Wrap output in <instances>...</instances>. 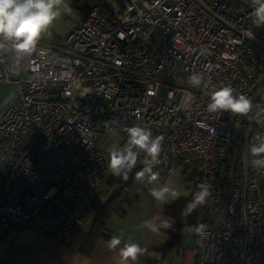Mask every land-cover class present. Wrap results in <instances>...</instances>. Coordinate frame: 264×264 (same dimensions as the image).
<instances>
[{
    "label": "built area",
    "instance_id": "built-area-1",
    "mask_svg": "<svg viewBox=\"0 0 264 264\" xmlns=\"http://www.w3.org/2000/svg\"><path fill=\"white\" fill-rule=\"evenodd\" d=\"M71 5L80 17L54 44L40 42L44 58L17 65L0 52V83L15 85L0 117V238L18 226L68 244L108 175L98 146L106 125L123 147V127L139 123L165 138L153 173L179 168L194 186H213L209 204L178 220L182 264H264V171L246 162L264 112L249 120L206 110L226 84L264 105V26L251 24L248 0ZM194 72L205 76L200 88L187 82Z\"/></svg>",
    "mask_w": 264,
    "mask_h": 264
},
{
    "label": "clouds",
    "instance_id": "clouds-1",
    "mask_svg": "<svg viewBox=\"0 0 264 264\" xmlns=\"http://www.w3.org/2000/svg\"><path fill=\"white\" fill-rule=\"evenodd\" d=\"M252 11L249 19L254 27L264 26V0H248ZM62 16L75 18L76 13L71 6V0H0V52H11L14 62L19 65L34 53L44 58L46 51L40 47L43 36L51 35L50 29ZM248 37H253L251 31H246ZM187 82L193 88H200L205 83L203 73L194 72ZM209 113L228 112L233 115L256 119V113L264 112V105L254 103V99L240 91L231 84L215 89L206 106ZM107 131L115 135V130L107 126ZM127 141L123 147L113 144L108 148L107 171L114 177L128 181L130 174L135 171V179L139 180L150 174L151 181H156L158 174L153 173V167L161 163L164 147V136L154 135L150 128L139 123L125 126ZM251 159L246 160L256 171H264V134L253 137L248 146ZM212 184L200 182L194 190L185 191L183 186H177V181L167 180L159 186L149 189V195L160 206L170 204L181 196H191L181 209L183 217H189L198 209L210 203L213 196ZM158 221V223H157ZM141 228H147L153 233L173 228V222L160 216H153L144 220ZM204 225L195 230L202 231ZM107 249L116 252L119 264H136L138 259L148 254L152 259L160 261L162 254L142 247L140 243L123 240V233L114 234L107 241Z\"/></svg>",
    "mask_w": 264,
    "mask_h": 264
},
{
    "label": "crops",
    "instance_id": "crops-1",
    "mask_svg": "<svg viewBox=\"0 0 264 264\" xmlns=\"http://www.w3.org/2000/svg\"><path fill=\"white\" fill-rule=\"evenodd\" d=\"M59 38L58 36L56 42ZM14 93L15 85L13 83H0V117L11 103ZM106 136L110 138L109 147L117 144L120 140L118 134ZM181 173V170L177 168L168 174L162 182L149 181L143 188L138 190L135 200L122 208L121 215H112L104 222L106 238L97 240L89 254L83 253L80 249L96 215L95 207L90 208V210H93V214L89 216L87 213L81 227L68 244L57 242L51 236L28 228L10 227L0 238V264H119L117 253L110 252L106 245L112 235L120 233H123L124 241L130 239L132 242L140 243L149 252L162 250V259L156 261L155 264H182L183 258L178 253L175 237L178 217L181 214L176 217L169 216L165 210L173 202L160 206L149 195L151 187L159 186L169 179L177 181V186L182 185L185 191H190L182 183ZM111 177L108 173L102 188L106 186V182ZM189 197L190 195L187 197L181 196L178 199ZM153 216L169 219L173 222V228L161 230L160 233L156 234L147 228L140 227L144 220L151 219ZM185 248L187 259L192 260L193 239L187 240ZM148 259L149 255L145 254L138 259L136 264H147Z\"/></svg>",
    "mask_w": 264,
    "mask_h": 264
},
{
    "label": "trees",
    "instance_id": "trees-1",
    "mask_svg": "<svg viewBox=\"0 0 264 264\" xmlns=\"http://www.w3.org/2000/svg\"><path fill=\"white\" fill-rule=\"evenodd\" d=\"M138 170H139V164L137 166V169H135L133 173L130 174V178L128 181H123L121 179L111 177L106 182V186H108L106 193H109V191L112 190L111 197H109L103 205L96 204L95 200L91 204L90 208H94V207L96 208V215L94 217L91 229L81 246L80 250L83 253L89 254L93 249V246L97 242V240H99L100 238H106V235L104 234L105 231L104 222L112 215H121L122 208L124 206H128L131 202L135 200L137 191L144 187L143 183L148 180L151 181V179L148 177H143L139 180L135 179V171ZM165 178L166 175L164 173H159L156 181L162 182ZM186 178L189 179L188 177ZM114 184H120L119 190L113 189ZM2 186H3V178L2 175L0 174V192ZM190 198L191 196L187 199L181 198L176 200L169 207L166 208L165 212L169 216L176 217L178 214H181V209L184 207L185 203ZM175 237H176V230H175ZM152 251L161 254L163 252L162 250H152ZM155 262L156 260L152 259L149 256L147 264H155Z\"/></svg>",
    "mask_w": 264,
    "mask_h": 264
},
{
    "label": "rangeland",
    "instance_id": "rangeland-1",
    "mask_svg": "<svg viewBox=\"0 0 264 264\" xmlns=\"http://www.w3.org/2000/svg\"><path fill=\"white\" fill-rule=\"evenodd\" d=\"M72 8L74 9L76 16L75 18L72 17H68V16H62L60 19H58L55 23L54 26L50 29L51 35H45L42 37L41 39V43H49V44H54L57 40V37H62L64 35H66L67 31H68V27L70 25H74L76 24L78 18L80 17V13L81 11L78 9H75L73 6ZM164 95V89L160 88L158 91V98H162ZM109 136L106 135H102L101 139L98 142V146L99 148L106 150L109 147ZM181 170V169H180ZM181 178H182V183L185 185L186 189L194 190L195 186L194 184H192L189 179L186 178V172L183 170L181 171ZM183 175V176H182ZM167 177V175H166ZM150 180L144 182V186L149 182ZM106 187V188H105ZM101 189L100 193L96 195L95 197V202L98 205H102L104 204L105 201H107V199L109 197H111L112 194V190L109 191V193H106V190L108 189V186H105ZM120 184H114L113 185V189L114 190H119ZM93 214V210L89 209L88 211V215L91 216ZM190 239V238H189Z\"/></svg>",
    "mask_w": 264,
    "mask_h": 264
}]
</instances>
